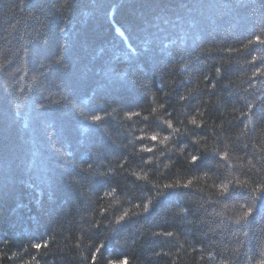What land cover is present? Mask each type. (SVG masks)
Listing matches in <instances>:
<instances>
[{
  "label": "trees",
  "instance_id": "trees-1",
  "mask_svg": "<svg viewBox=\"0 0 264 264\" xmlns=\"http://www.w3.org/2000/svg\"><path fill=\"white\" fill-rule=\"evenodd\" d=\"M62 3L0 0V47L9 40L12 50L26 47L29 68L41 75V84L30 93L8 90L0 75V248L9 242V253L62 236L55 232L58 226L75 235L74 217L87 210V190L99 194L109 184L119 183L115 177L86 175L71 163L91 162L93 151L109 161L126 154L101 124L85 120L80 110L97 114L116 106L140 109L148 99L142 79H151L152 88L158 89L159 74L177 63L180 55H195L202 41L227 37L226 42L239 43L254 34L258 23L264 24V0H69L67 8L57 10ZM59 57L63 62L57 64ZM201 59L206 61L202 71L216 66L215 57ZM235 71L227 70L224 78ZM232 99H237L236 94L229 102ZM253 114L264 121V110ZM103 123L113 127L111 120ZM184 202L180 191L170 192L158 209L140 221L145 227L167 230L174 226L171 218L160 220L155 213ZM259 221H264V199L253 217L254 225ZM100 236L97 231L93 238ZM138 236L140 232L125 225L107 242L102 258L109 253L117 258L131 254L141 264H167V256L148 257L161 249L171 250L172 241L145 237L133 250L130 244ZM193 239L206 242L198 234ZM121 240L123 245L118 243ZM223 242L238 243L227 237ZM252 248L255 252V244ZM46 251L48 255L40 257L43 264H78L54 245ZM88 255L92 256L91 250ZM5 264L12 262L5 258Z\"/></svg>",
  "mask_w": 264,
  "mask_h": 264
},
{
  "label": "clouds",
  "instance_id": "clouds-1",
  "mask_svg": "<svg viewBox=\"0 0 264 264\" xmlns=\"http://www.w3.org/2000/svg\"><path fill=\"white\" fill-rule=\"evenodd\" d=\"M68 4L63 0L57 10ZM252 32L239 43L213 37L198 44L195 55H180L177 63L159 74L162 90L152 88L151 79H142L148 99L140 109L116 106L97 114L80 110L85 120L101 124L111 142L126 154L109 161L93 151L91 162L71 163L86 175L115 177L119 183L109 184L99 194L87 190V210L74 217L75 235L58 226L55 232L62 236L53 235L40 248L29 243L11 253L5 242L0 264H5V258L12 264H43L40 257L48 255L46 250L53 245L78 264H124L125 260L141 264L131 254L101 256L107 242L125 225L140 232L130 244L133 250L145 237L173 242L171 250L161 249L148 259L164 255L169 257L167 264H264V221L253 224L258 202L264 199V121L253 114L264 110V24L258 23ZM10 44L9 40L0 47V75L8 90L30 93L41 84V75L29 68L27 48L12 50ZM201 57H215L216 66L202 71L206 61ZM62 62L63 57L56 59L57 64ZM232 68L237 71L225 79ZM233 94L237 99L229 102ZM108 120L113 127L103 123ZM204 161L206 166L201 167ZM72 180L82 185L78 177ZM176 191L185 202L155 213L160 220L171 218L174 226L145 227L140 218ZM97 231L99 240L93 238ZM194 234L206 242L197 243ZM225 237L238 243H224Z\"/></svg>",
  "mask_w": 264,
  "mask_h": 264
},
{
  "label": "snow or ice",
  "instance_id": "snow-or-ice-1",
  "mask_svg": "<svg viewBox=\"0 0 264 264\" xmlns=\"http://www.w3.org/2000/svg\"><path fill=\"white\" fill-rule=\"evenodd\" d=\"M36 247H37V248H40V247H42V246H41V245H36Z\"/></svg>",
  "mask_w": 264,
  "mask_h": 264
}]
</instances>
